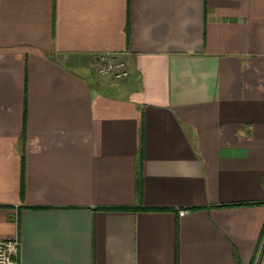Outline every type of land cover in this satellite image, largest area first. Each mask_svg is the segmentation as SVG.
I'll use <instances>...</instances> for the list:
<instances>
[{
    "label": "crops",
    "instance_id": "obj_1",
    "mask_svg": "<svg viewBox=\"0 0 264 264\" xmlns=\"http://www.w3.org/2000/svg\"><path fill=\"white\" fill-rule=\"evenodd\" d=\"M16 238L19 264H264V0H0Z\"/></svg>",
    "mask_w": 264,
    "mask_h": 264
},
{
    "label": "built area",
    "instance_id": "obj_2",
    "mask_svg": "<svg viewBox=\"0 0 264 264\" xmlns=\"http://www.w3.org/2000/svg\"><path fill=\"white\" fill-rule=\"evenodd\" d=\"M96 73L101 77H111L116 81L124 80L132 74L131 64L127 59H120L119 56L111 53L99 54L94 59ZM180 216L187 214L181 210ZM19 240L0 239V264H19Z\"/></svg>",
    "mask_w": 264,
    "mask_h": 264
},
{
    "label": "rangeland",
    "instance_id": "obj_3",
    "mask_svg": "<svg viewBox=\"0 0 264 264\" xmlns=\"http://www.w3.org/2000/svg\"><path fill=\"white\" fill-rule=\"evenodd\" d=\"M120 59L122 60V59H126L124 56H120Z\"/></svg>",
    "mask_w": 264,
    "mask_h": 264
},
{
    "label": "trees",
    "instance_id": "obj_4",
    "mask_svg": "<svg viewBox=\"0 0 264 264\" xmlns=\"http://www.w3.org/2000/svg\"><path fill=\"white\" fill-rule=\"evenodd\" d=\"M23 170H24V165H23ZM23 173H24V171H23Z\"/></svg>",
    "mask_w": 264,
    "mask_h": 264
}]
</instances>
